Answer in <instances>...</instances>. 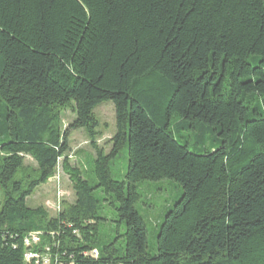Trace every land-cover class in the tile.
<instances>
[{
	"label": "trees",
	"instance_id": "trees-1",
	"mask_svg": "<svg viewBox=\"0 0 264 264\" xmlns=\"http://www.w3.org/2000/svg\"><path fill=\"white\" fill-rule=\"evenodd\" d=\"M76 129L85 170L67 157ZM58 162L75 199L50 216L26 199ZM160 179L180 195L150 251L136 183ZM30 232L57 264H264V0H0V264H34Z\"/></svg>",
	"mask_w": 264,
	"mask_h": 264
},
{
	"label": "rangeland",
	"instance_id": "rangeland-1",
	"mask_svg": "<svg viewBox=\"0 0 264 264\" xmlns=\"http://www.w3.org/2000/svg\"><path fill=\"white\" fill-rule=\"evenodd\" d=\"M98 119L99 135L97 145L108 152L111 145L109 139L116 131L114 108L111 101L103 102L94 109ZM71 109L63 110L61 113L62 128H65L74 118ZM67 157L72 165H76L85 170L88 168L90 157L94 156V150L89 144L86 133L82 129L71 131L69 136V151ZM25 165L34 167L35 163L31 158H25ZM127 166V145L125 144L110 161L112 178L123 180ZM140 194L139 200L135 203V209L141 215L148 231V249L155 248L156 225L161 221L163 214L179 198L180 189L177 184L170 179L141 180L136 183ZM75 199L70 182L66 174L61 169L58 162L53 176L46 184L38 186L32 195L26 199L29 207L42 206L50 216H55L58 208L61 209L63 202H73ZM110 209L105 208L109 216ZM105 229L102 231L104 233Z\"/></svg>",
	"mask_w": 264,
	"mask_h": 264
},
{
	"label": "built area",
	"instance_id": "built-area-1",
	"mask_svg": "<svg viewBox=\"0 0 264 264\" xmlns=\"http://www.w3.org/2000/svg\"><path fill=\"white\" fill-rule=\"evenodd\" d=\"M59 210L60 208H58V211ZM39 236V232H30L24 237L23 244L26 247L23 254L24 260L33 261L34 264H57L56 258L52 260L47 252L48 248H46V252L42 254L35 253L29 248L39 242ZM90 255L95 257L97 255L96 250H92Z\"/></svg>",
	"mask_w": 264,
	"mask_h": 264
}]
</instances>
